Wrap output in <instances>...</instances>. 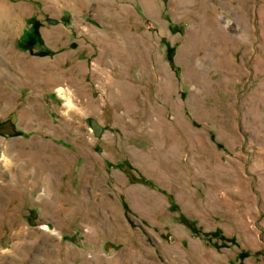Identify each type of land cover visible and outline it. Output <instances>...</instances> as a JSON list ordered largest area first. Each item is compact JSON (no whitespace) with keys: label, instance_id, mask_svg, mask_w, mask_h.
Segmentation results:
<instances>
[{"label":"rangeland","instance_id":"rangeland-1","mask_svg":"<svg viewBox=\"0 0 264 264\" xmlns=\"http://www.w3.org/2000/svg\"><path fill=\"white\" fill-rule=\"evenodd\" d=\"M116 1L101 103H0V264H264V0Z\"/></svg>","mask_w":264,"mask_h":264},{"label":"crops","instance_id":"crops-1","mask_svg":"<svg viewBox=\"0 0 264 264\" xmlns=\"http://www.w3.org/2000/svg\"><path fill=\"white\" fill-rule=\"evenodd\" d=\"M126 10L116 0H0V103L29 109L28 127L33 103H101L110 47L98 30L126 27Z\"/></svg>","mask_w":264,"mask_h":264},{"label":"water","instance_id":"water-1","mask_svg":"<svg viewBox=\"0 0 264 264\" xmlns=\"http://www.w3.org/2000/svg\"><path fill=\"white\" fill-rule=\"evenodd\" d=\"M50 23H56V21L54 20H49ZM90 128L91 131L93 132V134L96 137H100L101 133H102V127L100 126V124L95 120V119H90Z\"/></svg>","mask_w":264,"mask_h":264}]
</instances>
